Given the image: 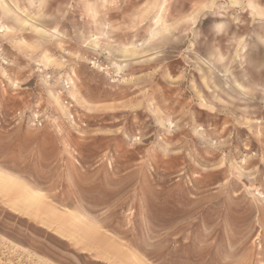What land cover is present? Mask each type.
I'll return each mask as SVG.
<instances>
[{"label":"rangeland","instance_id":"obj_1","mask_svg":"<svg viewBox=\"0 0 264 264\" xmlns=\"http://www.w3.org/2000/svg\"><path fill=\"white\" fill-rule=\"evenodd\" d=\"M233 1L0 0V264H264V0Z\"/></svg>","mask_w":264,"mask_h":264},{"label":"bare ground","instance_id":"obj_2","mask_svg":"<svg viewBox=\"0 0 264 264\" xmlns=\"http://www.w3.org/2000/svg\"><path fill=\"white\" fill-rule=\"evenodd\" d=\"M233 4L234 5H236V4H238V0H234L233 1ZM155 19V18H154ZM156 21V20H155ZM158 25V24H157ZM161 27V26H160ZM164 27V26H163ZM166 27V26H165ZM169 27V26H168ZM168 31H169V29H168ZM165 32H167V29H159V30H155V31H153V33H152V35H150V36H153L154 38H156V37H159V36H161V35H163V33H165ZM159 38H161V37H159ZM98 44L96 43V42H94L93 43V46H97ZM238 57H240V56H238ZM205 62V61H204ZM6 174V173H5Z\"/></svg>","mask_w":264,"mask_h":264}]
</instances>
